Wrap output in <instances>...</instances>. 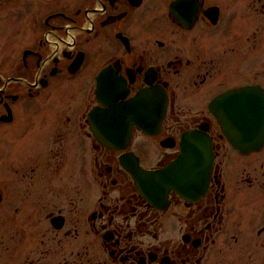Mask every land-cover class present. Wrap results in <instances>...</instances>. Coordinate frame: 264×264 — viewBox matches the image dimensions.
Instances as JSON below:
<instances>
[{
  "label": "flooded vegetation",
  "instance_id": "af4514ba",
  "mask_svg": "<svg viewBox=\"0 0 264 264\" xmlns=\"http://www.w3.org/2000/svg\"><path fill=\"white\" fill-rule=\"evenodd\" d=\"M251 86L264 0H0V264H264V142L233 147L212 109ZM140 93L157 132L99 142V97ZM187 132L209 141L206 188L150 202L120 158L158 171Z\"/></svg>",
  "mask_w": 264,
  "mask_h": 264
},
{
  "label": "water",
  "instance_id": "95a60500",
  "mask_svg": "<svg viewBox=\"0 0 264 264\" xmlns=\"http://www.w3.org/2000/svg\"><path fill=\"white\" fill-rule=\"evenodd\" d=\"M99 100L104 108L93 109L90 119L94 136L107 147L124 149L135 125L145 134L153 135L158 130L163 102L157 95H138L126 101L112 98ZM212 109L229 113L216 117L223 127V134L235 148L247 152L263 144V89L256 86L237 89L216 99ZM120 161L134 178L140 193L150 202L164 198L173 188L191 190L188 194L198 195L206 188L209 178L210 145L203 134L189 132L184 135L178 158L155 172L142 169L138 159L131 154L123 155Z\"/></svg>",
  "mask_w": 264,
  "mask_h": 264
},
{
  "label": "rangeland",
  "instance_id": "374dc122",
  "mask_svg": "<svg viewBox=\"0 0 264 264\" xmlns=\"http://www.w3.org/2000/svg\"><path fill=\"white\" fill-rule=\"evenodd\" d=\"M257 52H252V54H251V58L253 59L255 56H257ZM257 59H261L260 57H259V54H258V56H257ZM257 59H253L252 61L254 62L255 60H257ZM254 66V65H253ZM254 69H252V71H253ZM136 148H137V151H136V153L138 154V155H141L142 157L144 156V158H143V165H145V166H149V165H151L152 163H153V160L150 158V153L148 152V150H145L144 148H143V146L141 145V144H138L137 143V145H136ZM141 151V152H140Z\"/></svg>",
  "mask_w": 264,
  "mask_h": 264
}]
</instances>
